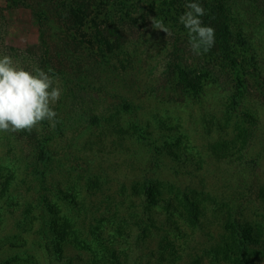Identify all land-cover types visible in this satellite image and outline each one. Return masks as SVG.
I'll return each mask as SVG.
<instances>
[{"label": "rangeland", "instance_id": "1", "mask_svg": "<svg viewBox=\"0 0 264 264\" xmlns=\"http://www.w3.org/2000/svg\"><path fill=\"white\" fill-rule=\"evenodd\" d=\"M95 1L103 23L142 7L144 20H125L124 36L98 45L90 0L66 47L67 21L53 11L78 0H0V57L63 89L55 128L0 132V264H52L54 214L76 222L90 249L92 229L109 235L121 222L126 235L109 247L125 264H264V0H208L220 1L229 46L215 33L202 55L179 23V0ZM179 68L201 76L198 93ZM140 185L161 199L149 217L130 206ZM62 246L63 261L77 264L82 250Z\"/></svg>", "mask_w": 264, "mask_h": 264}, {"label": "trees", "instance_id": "2", "mask_svg": "<svg viewBox=\"0 0 264 264\" xmlns=\"http://www.w3.org/2000/svg\"><path fill=\"white\" fill-rule=\"evenodd\" d=\"M26 5H29L33 0H21ZM139 1V0H137ZM173 1L177 0H170L171 3ZM194 0H179V6H184L186 3L193 2ZM198 1V0H196ZM169 2V3H170ZM220 1L215 3H208V0H203L202 5L205 9V15L201 17V20L205 23H208L210 25H214V31L218 35H222L224 37V42L226 43V46L228 47V40L227 36L225 34V29L221 28V25L223 24V20L227 19L226 16L223 13V9L219 5ZM63 3L60 8L53 11V14H56V18H59L60 21H67V25L63 26V32L61 34L60 40L64 46L68 47L69 44H74L73 38L69 37V30L71 28H77L79 31L81 30V27L83 25L82 18L85 16H89V13L91 12L90 7V0H78L76 5H68V7L64 6ZM98 6L95 0H92V15H94L92 18V31L90 34L93 35V37L98 41V45H102L106 40V38L114 35L115 37L119 35H122L123 30L125 29V26L123 25V22L127 20L126 22H133L136 23V25H141L144 17H143V10L144 7L141 9L138 8V12L136 14H128L124 13L121 14L122 16H115L113 21H103L98 20L97 18L100 17V11L98 12ZM35 10V8H33ZM97 19V20H96ZM45 30L46 28L43 26V23L40 25V43H44V46H46V49L48 50L51 48L49 46L48 37L45 36ZM124 36V35H122ZM121 36V37H122ZM114 37V38H115ZM122 39V38H121ZM92 44V42H90ZM223 45V41L221 43ZM55 46V45H53ZM52 46V47H53ZM92 48V45H90ZM102 47V46H100ZM54 48V47H53ZM107 48H102L103 54H106ZM225 48H222L221 51H225ZM51 51V50H50ZM60 52V51H59ZM59 57L61 54H58ZM62 56V55H61ZM51 67H53L51 65ZM183 78V82L185 83V87L190 90L192 93H198L202 86V78L200 75H193L189 76L188 72H185L182 68H179V76ZM36 130V129H35ZM152 187L142 188V185H140L138 188L135 189V193L138 195L140 201L137 203L136 206L131 204L130 206L133 208H136L138 210L142 211V214H145L147 217H149V210L151 207L155 206L158 207L161 202L160 198H156L151 192ZM165 201V200H162ZM182 205H191V202H188L187 200L182 201ZM183 208V207H182ZM53 219H51L50 223L52 224V234L54 235V239L57 242L55 246V241L52 242V246L48 249V255L52 262V264H75L71 262H64L63 261V253H64V247L62 246L63 243L72 244L79 250L82 251L79 252V258L77 260V264H125V260L122 258V252L117 251L114 247H109L112 239L117 240V238H124L126 235V231H124L123 224L120 222V229L115 231L113 234H100L96 233L95 230L92 229V236H93V245L92 249H90L85 241L80 240V232L81 230L76 227V222H74L70 217L66 215H59L54 214L52 216ZM133 224L137 228L144 227L145 224L142 220V216L135 217L134 220H131ZM90 232V231H89ZM135 247L140 245L139 238H136ZM86 250L90 251V255L87 258L86 257ZM121 258L124 262H122ZM71 260V259H70ZM137 262V261H136ZM133 263V264H136Z\"/></svg>", "mask_w": 264, "mask_h": 264}, {"label": "clouds", "instance_id": "3", "mask_svg": "<svg viewBox=\"0 0 264 264\" xmlns=\"http://www.w3.org/2000/svg\"><path fill=\"white\" fill-rule=\"evenodd\" d=\"M185 8L178 19L187 29L190 49L195 55L207 53L214 45L215 31L201 20L205 9L197 2L186 3ZM152 27L171 35L162 21L152 20ZM54 84V78L40 68L28 71L14 64L9 55L0 57V132L30 133L44 121L55 128L59 120L53 105L63 89Z\"/></svg>", "mask_w": 264, "mask_h": 264}]
</instances>
